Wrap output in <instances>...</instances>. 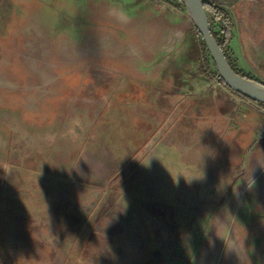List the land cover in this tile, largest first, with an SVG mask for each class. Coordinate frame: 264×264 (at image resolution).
Segmentation results:
<instances>
[{
    "label": "rangeland",
    "instance_id": "374dc122",
    "mask_svg": "<svg viewBox=\"0 0 264 264\" xmlns=\"http://www.w3.org/2000/svg\"><path fill=\"white\" fill-rule=\"evenodd\" d=\"M204 1L262 83V0ZM213 71L177 0H0V264H264V114Z\"/></svg>",
    "mask_w": 264,
    "mask_h": 264
},
{
    "label": "water",
    "instance_id": "95a60500",
    "mask_svg": "<svg viewBox=\"0 0 264 264\" xmlns=\"http://www.w3.org/2000/svg\"><path fill=\"white\" fill-rule=\"evenodd\" d=\"M191 15L198 32L202 35L207 49L216 65L218 75L235 93L243 95L249 99L264 105V84L248 79L234 71L229 64L224 52L214 38L209 15L205 10L204 0H181Z\"/></svg>",
    "mask_w": 264,
    "mask_h": 264
},
{
    "label": "crops",
    "instance_id": "0c3cea01",
    "mask_svg": "<svg viewBox=\"0 0 264 264\" xmlns=\"http://www.w3.org/2000/svg\"><path fill=\"white\" fill-rule=\"evenodd\" d=\"M240 8L241 10L243 9ZM246 7V6H245ZM245 17L249 22L248 27V38H247V46L251 48L250 50V58L252 60V64L250 65L248 59L246 58V63L249 68L254 69L256 72L259 73L261 82L264 84V74L257 71L256 67H263L264 68V0H262V3L259 6H247V10L245 12ZM252 21V22H251ZM235 29L233 30V39L230 44V50L235 53L237 59H239V54H241L244 57V43H243V37L242 35L238 34L235 36ZM235 63V61H233ZM249 62V63H248ZM239 61L236 63L238 64ZM237 68V67H236ZM239 70V68H237ZM241 72V71H240ZM264 72V71H263ZM242 73V72H241ZM244 74V73H243ZM255 76V75H254ZM259 82V81H258ZM235 98H237L235 96ZM237 105L234 106L233 110L237 109ZM250 112H255L256 110L249 107ZM257 112V111H256ZM260 113V112H259ZM263 114V113H261ZM253 125V123H251ZM243 148V147H241ZM225 150L220 151V155L218 156V162H222V160H226V165L231 166H238L241 163L236 160L233 156H228L227 152L229 150V147H225ZM223 162V164H225ZM222 164V163H221ZM264 186V185H263ZM251 188V181L248 184H245V187L241 191H246ZM264 189V188H263Z\"/></svg>",
    "mask_w": 264,
    "mask_h": 264
},
{
    "label": "trees",
    "instance_id": "16d2710c",
    "mask_svg": "<svg viewBox=\"0 0 264 264\" xmlns=\"http://www.w3.org/2000/svg\"><path fill=\"white\" fill-rule=\"evenodd\" d=\"M182 6H184L183 2L181 0H177ZM205 10L208 13V15H212L218 19L221 20L222 22V29H221V34L218 35L216 34L212 28V34L214 36V38L216 39L217 43L219 44L220 48L222 49V51L224 52L229 64L231 65V67L234 69V71L248 79H250V77H247L245 74L241 73L235 66V64L233 63V61L231 60L228 51H229V47L230 44L232 42L233 39V30H234V22L231 19L230 15L224 11L223 9L219 8V7H214V6H210L208 4L205 3ZM199 33V32H198ZM199 36L202 40V45L204 46V50L208 53V55H210L207 46L203 40L202 35L199 33ZM214 63V62H213ZM215 66V71L217 73V69H216V65L214 63ZM253 80V79H252Z\"/></svg>",
    "mask_w": 264,
    "mask_h": 264
},
{
    "label": "built area",
    "instance_id": "2783aa9c",
    "mask_svg": "<svg viewBox=\"0 0 264 264\" xmlns=\"http://www.w3.org/2000/svg\"><path fill=\"white\" fill-rule=\"evenodd\" d=\"M209 5L214 6V7H219L221 9H223L224 11H226L230 15L231 19L234 21V13H233V10H232V7L231 6H228L226 4H218L217 5V4H212V3H210ZM212 25L215 28H217L214 31H215V33H217L219 35L221 33V29H222V22H221V20L218 19V18H216V17H214L213 18ZM212 73L213 74L211 76L214 78L215 82H217L220 85H223V86H226L227 87V85L223 82V80L218 75V72L216 73L215 71H213ZM236 94L239 96V101L241 103L246 104V105L250 106L251 108L255 109L256 111H259V112H261V113L264 114V105L263 104H261L259 102H256V101H254L252 99H249V98H247V97H245L243 95H240L238 93H236Z\"/></svg>",
    "mask_w": 264,
    "mask_h": 264
},
{
    "label": "bare ground",
    "instance_id": "6f19581e",
    "mask_svg": "<svg viewBox=\"0 0 264 264\" xmlns=\"http://www.w3.org/2000/svg\"><path fill=\"white\" fill-rule=\"evenodd\" d=\"M251 2V1H250ZM189 14V13H188ZM189 16L191 17V15L189 14ZM192 18V17H191Z\"/></svg>",
    "mask_w": 264,
    "mask_h": 264
}]
</instances>
